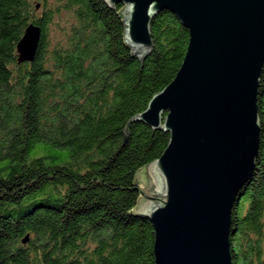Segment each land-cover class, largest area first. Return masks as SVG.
<instances>
[{"label": "trees", "instance_id": "obj_1", "mask_svg": "<svg viewBox=\"0 0 264 264\" xmlns=\"http://www.w3.org/2000/svg\"><path fill=\"white\" fill-rule=\"evenodd\" d=\"M124 8L0 0V264H155L136 172L170 133L127 127L176 76L190 32L162 10L142 61L126 41ZM30 24L38 47L20 62ZM258 107L259 154L232 214L233 264H264V69Z\"/></svg>", "mask_w": 264, "mask_h": 264}, {"label": "water", "instance_id": "obj_2", "mask_svg": "<svg viewBox=\"0 0 264 264\" xmlns=\"http://www.w3.org/2000/svg\"><path fill=\"white\" fill-rule=\"evenodd\" d=\"M105 2L125 4V38L142 61L162 10L190 32L176 76L127 127L141 121L170 133L163 154L136 172V209L154 225L155 264H233V208L260 149L264 0ZM39 39L40 28L27 26L20 62L34 59Z\"/></svg>", "mask_w": 264, "mask_h": 264}, {"label": "rangeland", "instance_id": "obj_3", "mask_svg": "<svg viewBox=\"0 0 264 264\" xmlns=\"http://www.w3.org/2000/svg\"><path fill=\"white\" fill-rule=\"evenodd\" d=\"M150 176V175H149ZM140 186L142 187V184H140ZM142 196V195H141Z\"/></svg>", "mask_w": 264, "mask_h": 264}]
</instances>
